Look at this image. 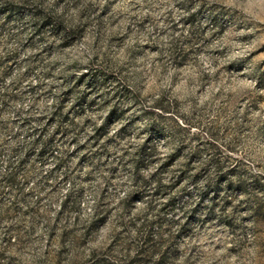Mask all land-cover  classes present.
Instances as JSON below:
<instances>
[{"label":"clouds","instance_id":"clouds-1","mask_svg":"<svg viewBox=\"0 0 264 264\" xmlns=\"http://www.w3.org/2000/svg\"><path fill=\"white\" fill-rule=\"evenodd\" d=\"M0 264H264V0H0Z\"/></svg>","mask_w":264,"mask_h":264},{"label":"rangeland","instance_id":"rangeland-1","mask_svg":"<svg viewBox=\"0 0 264 264\" xmlns=\"http://www.w3.org/2000/svg\"><path fill=\"white\" fill-rule=\"evenodd\" d=\"M88 83H90V81H89V82H86V84H85V87H87V86H88Z\"/></svg>","mask_w":264,"mask_h":264}]
</instances>
